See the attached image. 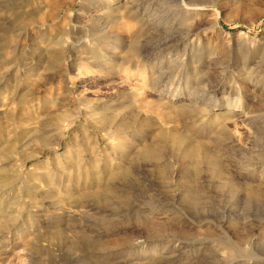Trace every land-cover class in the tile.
Here are the masks:
<instances>
[{
	"label": "rangeland",
	"instance_id": "374dc122",
	"mask_svg": "<svg viewBox=\"0 0 264 264\" xmlns=\"http://www.w3.org/2000/svg\"><path fill=\"white\" fill-rule=\"evenodd\" d=\"M185 1L0 0V264H264V0Z\"/></svg>",
	"mask_w": 264,
	"mask_h": 264
},
{
	"label": "bare ground",
	"instance_id": "6f19581e",
	"mask_svg": "<svg viewBox=\"0 0 264 264\" xmlns=\"http://www.w3.org/2000/svg\"><path fill=\"white\" fill-rule=\"evenodd\" d=\"M183 1H185V0H183ZM204 4H205L204 2H199V1L195 2V1H191V0H186L185 3L182 5V10L185 12H188L190 15H191V12H193L192 14H194L195 12L200 13L202 8L205 7V6H203ZM178 95H179V93H176V94H174V97H176ZM212 100H214V99H212ZM216 103H217V101H216ZM235 104L228 105V107H227L228 111H227L226 117L228 119L231 118V115L233 114L234 107H236V106H234ZM257 121H259V120H257ZM62 138H63V136H62ZM194 150H193L194 152H200L202 150L201 145L195 146ZM193 151L191 153H194ZM186 153H188V150L186 151ZM181 172H182L181 176L184 177L185 173H184V171H182V169H181ZM164 174H165L164 171L158 172V175L160 176L161 179H164ZM247 191L252 196H257L260 193L257 189H255L253 187H248Z\"/></svg>",
	"mask_w": 264,
	"mask_h": 264
}]
</instances>
